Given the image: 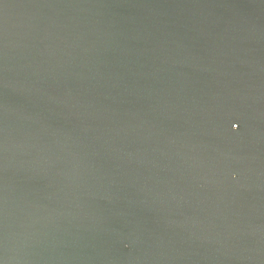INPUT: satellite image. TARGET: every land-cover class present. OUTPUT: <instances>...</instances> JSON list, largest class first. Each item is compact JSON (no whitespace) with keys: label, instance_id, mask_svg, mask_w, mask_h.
<instances>
[{"label":"water","instance_id":"1","mask_svg":"<svg viewBox=\"0 0 264 264\" xmlns=\"http://www.w3.org/2000/svg\"><path fill=\"white\" fill-rule=\"evenodd\" d=\"M0 264H264V0H0Z\"/></svg>","mask_w":264,"mask_h":264}]
</instances>
